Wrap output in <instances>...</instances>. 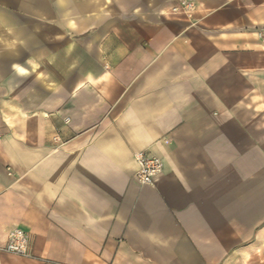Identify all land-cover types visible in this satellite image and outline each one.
Here are the masks:
<instances>
[{
    "label": "crops",
    "instance_id": "1",
    "mask_svg": "<svg viewBox=\"0 0 264 264\" xmlns=\"http://www.w3.org/2000/svg\"><path fill=\"white\" fill-rule=\"evenodd\" d=\"M181 1L0 0V264H264V0Z\"/></svg>",
    "mask_w": 264,
    "mask_h": 264
},
{
    "label": "built area",
    "instance_id": "2",
    "mask_svg": "<svg viewBox=\"0 0 264 264\" xmlns=\"http://www.w3.org/2000/svg\"><path fill=\"white\" fill-rule=\"evenodd\" d=\"M196 4L192 1H181L175 6L170 15L179 19L191 22L196 11ZM258 39L264 43V28L257 31ZM168 143V142H167ZM138 169L135 179L141 186H152L155 179L163 172L164 165L160 158L152 157L144 152H139L134 156ZM30 238L23 230L13 231L8 239L4 252L18 257H30Z\"/></svg>",
    "mask_w": 264,
    "mask_h": 264
}]
</instances>
